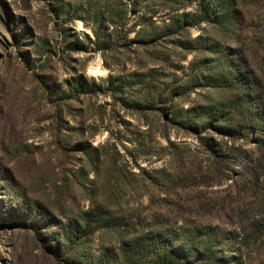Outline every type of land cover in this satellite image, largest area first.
I'll return each mask as SVG.
<instances>
[{"label":"rangeland","instance_id":"374dc122","mask_svg":"<svg viewBox=\"0 0 264 264\" xmlns=\"http://www.w3.org/2000/svg\"><path fill=\"white\" fill-rule=\"evenodd\" d=\"M80 3L0 0V264H127L146 232L186 264H264V0L191 27L189 49L135 41L141 12L96 37ZM243 97L241 135L188 121Z\"/></svg>","mask_w":264,"mask_h":264},{"label":"trees","instance_id":"16d2710c","mask_svg":"<svg viewBox=\"0 0 264 264\" xmlns=\"http://www.w3.org/2000/svg\"><path fill=\"white\" fill-rule=\"evenodd\" d=\"M197 1L81 0L80 9L91 19L96 37L104 35L108 40L117 38L130 21V16L141 12V16L137 17L135 25L140 26V28L142 27L144 32L142 34L139 33V38L135 41L152 44L157 41L154 37L159 39L176 37L175 43L180 44L181 41H185L181 45L189 49L188 45L193 41L184 35V32L188 31L191 27L206 24L226 31L229 25H233L234 21L232 19H235L233 7L237 3V0H206L204 4ZM190 5L195 6L192 13L188 11ZM159 9L166 11V18L161 20L160 24H155L152 17L158 13ZM104 26L110 28V32L104 33L100 31ZM183 36L184 38L181 39ZM121 38L124 39V36ZM174 93H176V90H170L168 95ZM246 103L243 97L240 103L232 102L230 108H220L215 111L212 108L202 109L199 113L192 114L188 118V121L190 123L198 122L202 125L210 126V122L217 118L221 122L219 130L225 131L231 137H236L237 135H241L240 133L244 129H252L251 123L255 114L252 113V110ZM225 109L229 111L224 112ZM213 113L216 116H213ZM197 127L201 130L204 129L200 126ZM101 216V210L83 213L82 222H84V226L82 234H90L93 230L101 227L99 224ZM92 224L95 226H91ZM81 229L82 225L77 229L76 233L72 234L77 240L80 239L79 232H81ZM121 250L127 264H186L183 254H181V248L173 247L168 241L151 232L133 237L122 244ZM207 257L206 259L211 258L215 260V257L209 255Z\"/></svg>","mask_w":264,"mask_h":264}]
</instances>
